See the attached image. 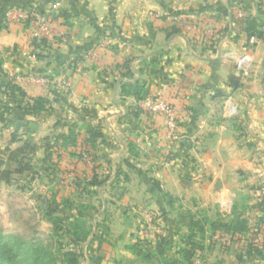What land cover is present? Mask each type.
<instances>
[{"label":"crops","instance_id":"1","mask_svg":"<svg viewBox=\"0 0 264 264\" xmlns=\"http://www.w3.org/2000/svg\"><path fill=\"white\" fill-rule=\"evenodd\" d=\"M54 4L66 15L55 40H33L13 14ZM263 8L261 0H0V188L40 185L33 192L46 213L60 212L75 201L74 181L98 176L119 185L125 214L158 210L162 198L172 199L160 202L171 206L164 213L192 201L246 220L249 234L263 231ZM248 18L262 36L248 33ZM146 99L177 111L178 140ZM92 129L100 136L91 147ZM132 226L111 225L104 244L90 241L100 256L87 264H139L126 252ZM214 264H264V254Z\"/></svg>","mask_w":264,"mask_h":264},{"label":"rangeland","instance_id":"2","mask_svg":"<svg viewBox=\"0 0 264 264\" xmlns=\"http://www.w3.org/2000/svg\"><path fill=\"white\" fill-rule=\"evenodd\" d=\"M26 27L29 29L27 25ZM83 158L87 159L84 155ZM111 176L113 178V174ZM94 180L74 181L73 184L77 185V196L71 207L63 204L60 212L52 207L48 213L44 209V202L33 192V189L40 190V185L33 186L27 181H20L15 184L14 189L1 187L0 235L18 237L27 243L41 242L53 254V264H65L63 254L67 252H76L79 255V264H87L88 259L99 258L100 253H91L93 248L88 245L93 239L104 244V240L111 236V225H134L128 230L127 236L131 233L130 239L135 244L126 247V252L135 255L140 261L139 264H159L162 253L169 259L179 261V264H191L183 258L187 252H194L192 264H214L218 259L229 261L230 257L247 253L250 245L259 250L264 247V224L261 226L263 231L250 234L237 232L240 235L235 237L221 226L232 221L231 215L217 213L215 209L207 212L203 208H197L192 201L176 203L172 206V213H164L171 206L164 208L160 202L167 204L168 200H172L165 198L159 199L160 210L147 207L141 212L136 209L125 214L119 208L122 201L119 198L120 193L113 190L119 185H110L103 178H98L91 184ZM30 187H33L32 190ZM112 192L117 196L111 198L109 194ZM53 219L60 222L55 224ZM75 219H79L80 223L77 225L78 229L74 230V238H85L82 242L66 237L69 223ZM115 235L120 236V233ZM194 244L196 247L192 246ZM135 247L142 249L145 256H139ZM122 251L125 252V249ZM109 252V248L104 251L101 249L102 255ZM93 262L97 263V260Z\"/></svg>","mask_w":264,"mask_h":264},{"label":"trees","instance_id":"3","mask_svg":"<svg viewBox=\"0 0 264 264\" xmlns=\"http://www.w3.org/2000/svg\"><path fill=\"white\" fill-rule=\"evenodd\" d=\"M261 7H263V4H261ZM45 10V8L41 6H28L24 7L22 10ZM264 10V8H263ZM264 12V11H263ZM59 16L66 21V15L64 13L60 12ZM247 26V31L251 36H262V33L259 30V23L251 18L246 19L245 21ZM43 104L44 102L42 100H37L35 104L31 107L32 113H40L43 111ZM89 139L85 141V144L87 146H94L96 143V140L99 138V132L96 129H92L89 132ZM66 144H72L76 145L77 141L75 139H70L65 141ZM98 179V176H95L94 182L95 183ZM53 223L57 224L60 221L58 220H52ZM84 222V221H83ZM80 221L79 219H75L69 223V230L66 235V237L75 242H82L86 240L85 238H82V240L75 239V233L74 230L78 229ZM82 223V222H81ZM84 224V223H83ZM264 224V217L261 219L258 225ZM224 227V229L228 233H247L249 231L248 222L243 219H235L230 223L221 225ZM260 228V227H259ZM85 229V228H83ZM260 231V230H258ZM256 231V232H258ZM160 245V244H159ZM193 247H196V244L192 245ZM250 248L247 251L248 255H258L260 257H263V251L252 247V245L249 246ZM130 248V247H129ZM137 250V254L139 256H145V253L142 249L139 247H135ZM154 258L156 256H151V258ZM53 254L49 251L48 248L44 247L41 242H32L27 243L26 241L16 238V237H10L7 235H0V264H53L55 261ZM64 263L65 264H79V255L76 252H67L63 254ZM189 263L192 264L195 255L194 252H187L185 256H183ZM159 264H179V261L169 259L168 257H165L164 253H162L159 256Z\"/></svg>","mask_w":264,"mask_h":264},{"label":"built area","instance_id":"4","mask_svg":"<svg viewBox=\"0 0 264 264\" xmlns=\"http://www.w3.org/2000/svg\"><path fill=\"white\" fill-rule=\"evenodd\" d=\"M59 5L54 4L49 10H17L15 15H17V20L29 27V31L33 40L43 41L55 40L61 37L63 33L60 32L59 26L62 25V18L58 13ZM10 15V13H9ZM262 33L264 35V26L262 28ZM243 65L241 64L240 67ZM143 107L155 113H161L166 117L168 135L171 142L179 139L177 134V111L168 103L164 101H157L153 99H146L142 102Z\"/></svg>","mask_w":264,"mask_h":264},{"label":"water","instance_id":"5","mask_svg":"<svg viewBox=\"0 0 264 264\" xmlns=\"http://www.w3.org/2000/svg\"><path fill=\"white\" fill-rule=\"evenodd\" d=\"M20 123L17 124V129H19Z\"/></svg>","mask_w":264,"mask_h":264}]
</instances>
